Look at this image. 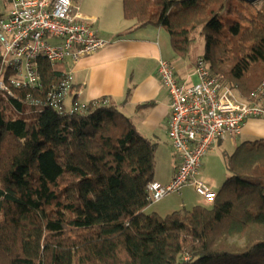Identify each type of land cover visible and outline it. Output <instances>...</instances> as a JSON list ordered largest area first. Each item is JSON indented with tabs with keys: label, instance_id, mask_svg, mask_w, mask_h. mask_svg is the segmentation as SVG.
<instances>
[{
	"label": "trees",
	"instance_id": "1",
	"mask_svg": "<svg viewBox=\"0 0 264 264\" xmlns=\"http://www.w3.org/2000/svg\"><path fill=\"white\" fill-rule=\"evenodd\" d=\"M122 6L136 27L165 29L178 56L203 37L211 74L240 95L264 82V0ZM38 71L40 87L0 95V264H264V139L223 155L211 205L148 214L156 143L108 98L70 114L27 104L64 68L39 59Z\"/></svg>",
	"mask_w": 264,
	"mask_h": 264
},
{
	"label": "built area",
	"instance_id": "2",
	"mask_svg": "<svg viewBox=\"0 0 264 264\" xmlns=\"http://www.w3.org/2000/svg\"><path fill=\"white\" fill-rule=\"evenodd\" d=\"M79 0H9L0 14V95L15 97L17 89L40 87L38 60L51 65L65 64L57 85L41 98L27 95V104L50 106L59 113L83 112L86 103L72 100L67 104L73 84L70 65L104 47L107 41L92 27ZM157 72L170 96L168 141L179 158L172 178L147 185L149 202L171 192H181L191 184L206 205L217 191L199 177L204 156L217 139L241 134L250 118L264 119V82L245 97L236 84H226L211 74L207 61L195 62L197 82L181 81L171 62L161 59ZM187 258V257H186Z\"/></svg>",
	"mask_w": 264,
	"mask_h": 264
},
{
	"label": "crops",
	"instance_id": "3",
	"mask_svg": "<svg viewBox=\"0 0 264 264\" xmlns=\"http://www.w3.org/2000/svg\"><path fill=\"white\" fill-rule=\"evenodd\" d=\"M79 3L81 12L93 19V29L107 44L70 65L73 84L67 104L72 100L87 104L108 98L132 119L140 134L156 143L154 180L166 183L172 178L179 158L167 137L170 96L159 79L158 62L168 60L181 81L193 84L198 80L195 62L203 52L195 57L176 55L165 29L153 25L136 27L135 20L124 18L122 0H81ZM60 65L66 70L65 64ZM258 139H264V119L250 118L240 135L215 141L202 160L199 177L217 191L227 174L222 178L220 172L216 174V148H223V157L242 142ZM192 189L191 184L183 187L185 191ZM197 204L206 205L201 196L193 202L182 195L172 209Z\"/></svg>",
	"mask_w": 264,
	"mask_h": 264
},
{
	"label": "rangeland",
	"instance_id": "4",
	"mask_svg": "<svg viewBox=\"0 0 264 264\" xmlns=\"http://www.w3.org/2000/svg\"><path fill=\"white\" fill-rule=\"evenodd\" d=\"M79 1L81 2V0H79ZM247 1L252 3V5H254V4L259 5L263 0H247ZM0 6H1L2 13L5 12L9 6V0H0ZM203 51H204V39H203V37H199L191 45V48L189 51V57L190 56L195 57L198 54H201ZM0 52H1V47H0ZM240 96L245 97L242 95H240ZM165 146L169 148V146H167V145H165ZM222 149L223 148H219V147L216 148L217 158H216V165L214 167L216 169V174H217V172H220V175H219L220 178H222L225 174H227V171H226V168L224 165V161H223V157H222V152H223ZM227 150H228V152H231V151H229V148H227ZM181 192H182L181 194L184 197H186L188 200H191L193 202H195V200L199 199V195L193 189L190 191H185L182 189ZM181 194H180V192L168 193L166 196H164L160 200L153 201V202L149 203V205L144 209V212L148 213V214L155 212L159 215L164 216V214H166L165 213L166 211H171V210H173L172 208H176L177 204L181 201V198H182Z\"/></svg>",
	"mask_w": 264,
	"mask_h": 264
}]
</instances>
